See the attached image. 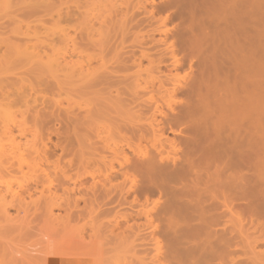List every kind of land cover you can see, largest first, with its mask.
Wrapping results in <instances>:
<instances>
[{"label": "bare ground", "instance_id": "obj_1", "mask_svg": "<svg viewBox=\"0 0 264 264\" xmlns=\"http://www.w3.org/2000/svg\"><path fill=\"white\" fill-rule=\"evenodd\" d=\"M7 1L8 0H6V2ZM20 1H22L23 10L19 14H22V16L25 18V20H22L23 22H25L26 19L36 18V20L33 21L34 23H41L47 26L49 24H47L48 22H46L47 20L44 18H49L48 21H51L52 23L55 22V25L56 27L58 26L57 28H59L58 30L60 33H57L59 35H52L53 38L57 36V38H55L56 40H54L52 37H49L51 36L50 33H44L35 30L37 34L32 32L33 34H31L33 36L31 35V38L25 34L26 38H29L27 40L25 39V36L19 35L22 38L24 37V41L19 45L12 46L11 41L9 43L7 42V45L2 43L7 48L9 46L8 44L13 47L10 49H14V51L7 50V54L5 55L7 57L8 53L11 55L13 52L12 58L9 56V59H12V62L13 58H16L14 54L17 53L20 55L21 52V55L25 53V57L23 56L22 58H25L24 60H28L31 56L29 57L26 54L28 53L27 51L31 49L33 57L30 59L38 58L41 63L47 65L50 63H55L54 65H56L55 67H57L58 72L64 74L65 78L71 79L75 84H78V86H82V84L92 87L99 85L101 86V84L106 83V81L109 80H113L112 82L115 83L121 82L122 84L126 85H129L133 82L131 87H122L123 89L130 88L129 91L127 90L128 92L121 91L117 88V95L115 97V99L125 106L130 112L129 120L126 122L124 121L115 127L117 133L119 135H123V141L126 142L124 147H127V150L124 149V147H119L117 144L114 146H106L104 144V150L100 151L97 149L100 153H94L95 156H98V158H96L97 156L95 157L97 160L94 159L95 161L92 166H90L91 162H89L90 165L85 164V167L84 165H82L83 167L78 165L79 168H77L79 173L76 172V179L78 178L79 182L80 177L84 176L85 174H89L90 171L93 172L90 174L92 175V182L90 183L91 185L89 184L90 186H84L88 188L82 192L85 194V196L82 194V197H85L86 201H84V203L86 205L90 204V206H97H94L93 211V208H90L89 212L91 211V214H89L87 211L89 206L86 208V210L84 209L86 206H82L85 211L83 210L84 212L80 213V216L84 217L83 214L88 212L87 215H91V217L93 214L92 218H95V221L96 218H98L97 215H99V218L100 216L101 218L103 217L106 219V222L109 220V216L112 218L114 216L115 218L112 220L110 217L112 222H107V226H104L106 222L103 223L105 220L102 218L104 221L101 222V226L104 230H108H106V233H104L102 232L104 230L101 231V223L99 222V225H96L98 222L95 223V221L91 220L92 218L89 217V221L91 220L90 223L92 222L95 225L92 226V228H94V232L91 229L93 232H91V234L98 236L100 235V232L98 234V231L100 230L102 232L101 234H105L104 236H101L104 237V240H102L104 245L106 238L109 239H107L108 241L106 240V244L110 241V246L107 244L109 248L104 247V245L103 248H106L105 250L108 251L110 250L112 255L111 257L109 256L110 258H108L107 255L111 254L109 253L110 251H106V253H104V251L103 257H107L106 259L103 258L105 259L103 261L108 262L110 259L108 262V264H110L113 263L114 260L116 262L117 259L118 262V259H121L119 258L120 256L122 258L124 257V259L120 261L122 263L125 261L124 264H211L215 262L214 260L219 259L220 256H216L218 253L216 254L214 252L213 240L216 239V236H220V242L222 243L224 240L223 237L226 236H224L225 234H223V236L221 235L222 233L228 232H223L224 229L226 230L225 227L227 224L234 223V225H236L238 223L241 226L242 223L249 222L253 223L254 225L255 222H258L261 218L263 192L262 159L264 148V54L262 52L263 46L261 40L263 34L261 28L263 26L262 21L264 18V7L262 4L253 0H232L228 2L221 1L218 3H213L211 0H167V2L159 8V11L166 12L170 9L175 11L177 10L175 13L176 15L178 14L177 18L180 20V24L178 25V29L171 32V34L177 38L181 51L185 53V60L184 62L181 60L180 63V59H176V52L174 50L170 51L169 49L171 47H167L165 51L168 52L165 53L164 51L165 54H162H167L169 57L171 56V63L166 65V69L164 71H162L161 67H156L155 70L157 69L161 71L160 74L162 75L151 77L149 73L154 72L152 65L155 62L150 60V67L144 68L142 62L143 59L141 60L140 57L137 61L131 59V65H128L127 62H122V65L116 67L113 64L108 66L106 62H103V58H100V60L103 61H101L102 63L96 67H93V62L91 63V61L85 63L78 61V63H73L71 59L73 57L75 58V56H80L81 59H84L82 56L83 49H85L87 45H90V42H88L89 44H83L85 37H83L84 35L82 31L79 30L80 28L78 29L75 26L77 23L76 16L77 14L80 16L81 14V6L76 4L75 9L74 7L72 8L70 4L73 3V0H54L55 2H53V0ZM98 1L101 2L100 0ZM109 1L112 3L111 0ZM112 1L115 2V0ZM1 3L3 2H0V4ZM116 4L117 2L115 5ZM113 5L114 3L112 4V8L110 6L109 9H106L110 10V12H116L117 9H114L113 7L117 6ZM10 7L11 6H9V8ZM6 8L8 9V7ZM13 9H16V6L13 7ZM106 9H102V11H105ZM111 9H114V11ZM6 11H4V13ZM125 11L126 10L122 12ZM101 14L103 13H100V15ZM115 15L117 18L119 14L115 13ZM101 16L102 20L104 16L107 15ZM95 18L96 21L99 20L98 16H95ZM127 18V15L123 14V17L120 20L123 19L122 21L127 23ZM98 22H95V24L91 25L92 27L89 25L92 30L96 28L94 25H96ZM100 22L101 28L107 29L108 31H105H107L108 34L111 31L115 32L116 27L113 25L117 24L119 21L115 20L114 17H110L109 19L105 17V19ZM62 24H65V26H61ZM88 24H90V22ZM35 25L37 26V24ZM71 25L76 27V36L74 35V37H70L69 29L74 28ZM140 26L141 25H139L138 28H141ZM113 27L115 30H113ZM28 30L31 31V29ZM38 30L41 29L38 28ZM96 31L99 30H93V32ZM101 31L100 34L104 32ZM83 32L85 33L86 31L84 30ZM41 33H43V35ZM39 34L42 35V37L39 38L48 37L46 39H39L37 37ZM44 34L48 35L45 36ZM34 35L37 38L36 42L33 41L35 38ZM104 35L106 36V34ZM55 41L66 43L65 49L61 48L63 49L62 52L61 49L59 51L60 53L55 51ZM94 41L95 40H93L91 44H94ZM97 42H100V40ZM144 51L141 53V57L150 58L147 51ZM31 52L29 51V53ZM26 57H28V59ZM22 58H20L19 61H24ZM11 61L10 67L8 66L9 68L12 67V64H14L13 67H15L17 65L16 63L18 62V59H16L17 62L14 61L12 64ZM162 62L163 61H161L159 64ZM20 64H22V62H20ZM3 65L5 64L3 63ZM1 66L2 65L0 64V67ZM185 66L189 67L190 72L184 77L185 79L182 82L175 80L176 77L173 72L184 68ZM4 69L5 68L2 70ZM13 70L14 69H12V71ZM53 71L55 72V70ZM131 72L133 73L129 74ZM143 73H146L147 76L143 77ZM19 74H16V76L18 77ZM23 74L26 75L25 73ZM7 77L10 78V75ZM1 78H3V80ZM1 78L0 108L2 105L4 108L6 105L7 108L8 106L10 107L12 105L14 100H12V97L9 99L8 91L10 90H7L11 86L10 83H12V80H6L7 78L2 76ZM129 80L133 81H131V83H126ZM7 82H9V84ZM18 88L15 90L17 93L18 90L20 91ZM17 93L13 94L16 96ZM19 95L20 94H18V97ZM16 102L17 104L19 103L18 101ZM13 106L16 107V105ZM18 107H20V105H18ZM2 108L0 109V112L3 110ZM12 108L13 107L10 108L11 111ZM86 108L84 109V113H86V116H84L85 118L90 114V112H92V107L89 106L88 109ZM18 109L15 110V112L18 111ZM11 113L8 111V114H6L5 117L7 118V115L8 117H11L9 116ZM17 113H20V111ZM72 114L74 115V113H71V115ZM14 117L16 116L14 115ZM6 118H4V121ZM1 119L0 122L2 121ZM8 122L5 121V123ZM1 124L0 131L4 129L3 132H0L2 136H9V134L11 135L13 133V130L10 126L4 125L2 122ZM167 129L175 134L173 138L167 136ZM97 135L100 134L97 133ZM0 138L2 142L7 140L10 141V143L7 141L2 144L0 142L1 175H3L4 172H6L7 175L11 170L14 171V169L15 172H18V170L23 167V164H26L25 166H27V164L30 162V159L31 162L28 164V166L31 165V163L34 164L33 162L35 161L32 162V158H43L44 160V157L46 156L47 159H49L47 156V152L49 150H47V152L45 151L48 146H46V148L41 147L40 149V146L38 147L35 143L37 147L33 144L35 147L32 146L31 148L32 143H30V146L27 147L28 149H25L29 150L30 148L33 152H31L32 154L37 153L34 154L32 158H30V156H32V154L29 155L30 150L28 152H24L22 151L24 149H22L23 145L20 146L13 144L16 138L14 139L12 136V138L10 137L5 141L2 139V137ZM7 143L9 145L11 144L8 148L5 145ZM24 154H26L28 157H26ZM36 155H38V157ZM24 157L26 158L24 159ZM15 158L18 160L17 163L12 162V159ZM90 161H92V159H90ZM38 162H36V164H38ZM46 162L49 163V160H46ZM46 162L43 161L42 163L46 164ZM42 163L40 164L42 165ZM34 166L35 164L33 166H29V170L31 168L33 169ZM86 167L88 169L90 168V171H87L88 169H86ZM23 169L24 167L22 170ZM2 170L5 171L3 172ZM22 170L20 171L21 173L24 172H22ZM13 171H11V173H13ZM61 171L64 173L63 170ZM35 178L34 180L37 182L34 185H36L38 188L41 183L39 188L43 187L45 184L44 183L42 186L43 180H37V177ZM59 179L62 182V178H58V181ZM71 180L70 182L72 185L74 182L75 184L78 183L77 180H72L73 182ZM30 182H32V179ZM48 182L46 183V187L49 188H47L48 191H45L44 187L43 190H40V192L42 191L41 193L38 192L39 190H36L37 188L35 189L36 191H34L41 194V197H39L40 195L38 194V196L37 193H35L36 197L38 196V200L35 199L36 202L33 201L35 203L34 209L37 211L35 218L41 220L40 218H42L44 212L45 215L47 214L48 216L49 214V216L52 218L55 216L53 215L55 209H59V212H61L63 209L65 214L66 211L75 209L73 210L74 214L76 215L77 213L78 215L79 211H81L80 209L82 208L78 209L79 202L77 199L79 197L75 198L76 200L72 198L73 201L70 202L72 197L70 196V192L72 189L70 190V188L67 186H69L71 183H69V185L67 182L62 183L64 186L59 185L60 181L58 182L59 184L57 183V186L59 185V187H61L60 189L58 187L59 190H61L62 187H67L63 189V192L69 196H66L68 197V200L66 199L62 202H59L60 196L53 194L54 192L50 189L52 186L49 187V184H51L52 181L49 184ZM0 186V202H2L0 204V210L2 214L1 212L0 214L3 217H6V219H1L4 222H7L3 223L5 226L8 224L11 225V223L6 221L9 215L12 216V214L9 212V209L15 207L14 202L18 201V207L17 205L15 207L17 210L16 212L19 213L20 211L24 213V211H21L20 205L24 204V200L26 198H22L24 195L22 196V193L19 194V191L17 190V192H15V190H13L12 186L10 187L9 184H7V187L2 186V184ZM29 186L30 185H28V187ZM28 187L27 189L30 191L31 188ZM21 190L24 192L25 189ZM72 191L75 193L74 189ZM44 192H46V194L49 192L50 195L47 194V196L49 195L47 197ZM80 192L81 191L79 190L77 194L79 195ZM64 194L61 195L64 196ZM6 196H11V199H9L11 202H5L8 199ZM28 196L30 197L27 192V195L24 197ZM63 196H61V199L65 198V196ZM86 196L89 197L88 200ZM29 197L28 200L31 199V197L30 199ZM82 199L84 200V198ZM28 200L26 199L27 203L25 204L27 205L25 207L29 205ZM43 200L47 208L43 202H40ZM42 203L44 205L43 207L46 208L45 211H42ZM124 206L128 207L125 212L120 209ZM41 207L42 214L39 213L41 212ZM53 207L55 209H53ZM76 210L78 211L76 212ZM95 210L100 211L96 212ZM94 213L99 214L95 215ZM69 214L71 215V220L76 218V216L73 217L74 214L72 215L71 212ZM103 214L109 215L108 220L106 218L107 216L104 217ZM112 214L114 215L112 216ZM18 215L16 222L21 220L22 224L26 223V217L24 220L23 216H28V213H24L20 219L19 217L21 215ZM37 215L39 216L38 218ZM45 215L43 217H45ZM47 216L46 218L49 217ZM57 216L58 217H54L55 219L52 218L53 220L49 222H54V220L57 221L55 223H57L58 226L55 227L61 228L60 231H64L65 226L67 228L69 224L71 226L72 221H69L70 223L67 221L70 220L69 216H66V218L64 217L66 220H63V218L59 217L58 213ZM60 218L61 221L59 224L58 222ZM135 218L137 219V222L141 218H143L144 221L142 223H137L135 222ZM8 219L11 220L10 222H13L12 218ZM15 219L16 218H13V220ZM121 219L122 221L126 220L127 222L124 221L123 223L125 224H122ZM129 219H133L132 221L135 223L132 224L131 222V225H128ZM39 220L38 224L39 222L43 221V219L41 221ZM30 221L31 220H29L28 223H30ZM63 221L66 222L63 223ZM74 221L75 220H73V222ZM49 222H43V225H46V227L53 226L54 223L52 222L53 224L51 223L50 225ZM61 222L64 225L68 223V225L62 226ZM28 223H26V225H29ZM0 224L3 225L2 222ZM1 225L0 230L3 228ZM26 225L24 224L25 227ZM220 225L225 226L222 228L223 231L216 230V227ZM30 226L31 225L27 226L28 228H26L30 229L32 227ZM83 226L84 225H81V229L85 228V226ZM25 227H22V230H24L23 228ZM46 227L44 226V228ZM75 227L76 226L70 227V234L77 233L78 228ZM95 227L97 229H95ZM11 228L12 227L10 226L9 230H11ZM17 228L19 229V227ZM52 228L54 229V227H51V229ZM58 228L55 229L58 231L56 234H58L59 237L60 234ZM72 229H75L76 231L74 232ZM78 232L81 234L79 229ZM27 233L21 236L26 237ZM32 233L37 234V232L35 233L34 231H32ZM17 234H19V230ZM51 234L49 237L45 236V238L48 240L46 245H44L45 247L43 246L48 250L50 246L49 239L54 238V235L51 236ZM80 234L79 238H81ZM94 235V239L91 238L92 236H87L88 239H86L96 240L97 238ZM34 236L36 237L38 235ZM58 237L54 239L57 240L59 239ZM160 237L163 239L165 238L166 244L162 243ZM28 238L27 241H25L26 243H29L30 241V238ZM83 238L85 239V236ZM83 238L81 239L84 240ZM72 239L73 238L71 237V240ZM30 242L33 243L34 240ZM35 242L37 243V241ZM35 242L34 244H36ZM34 244L31 246L35 247ZM43 244L45 243L43 242ZM219 245L215 246L219 247ZM31 246H29V248ZM36 247H38V245ZM36 247L34 248V253L39 252L36 251ZM222 248L223 247H221V249ZM42 249L41 252H43L45 256V254L48 252L44 253V249ZM216 250L218 252V249ZM21 253L24 257V252ZM1 255L4 254L1 253ZM12 255L13 253L11 256ZM15 255L16 257L18 256V254ZM6 256H8V254ZM14 257L10 259L9 262H12L13 264H24V262H22L24 259L19 257L17 259ZM28 257L25 256L24 258ZM34 259L37 260V258ZM30 261L33 262L34 260L31 259ZM35 261L33 263L37 264ZM43 261H47L46 264H48V260ZM43 261L39 262L43 264ZM4 262L9 264L8 261Z\"/></svg>", "mask_w": 264, "mask_h": 264}, {"label": "rangeland", "instance_id": "obj_2", "mask_svg": "<svg viewBox=\"0 0 264 264\" xmlns=\"http://www.w3.org/2000/svg\"><path fill=\"white\" fill-rule=\"evenodd\" d=\"M55 1H57V0H55ZM55 1L53 0V2H55ZM100 1L101 2H99L98 0H73V3L70 4V6H72V8L74 7V9H75L76 4L81 6V10H80L81 14H80V16L77 14V16H76L77 23H76V25L74 24L75 22L73 24L78 29L80 28L79 30L82 31V33L84 35L83 37H85V39H84L85 41L83 42V44L84 43L89 44L88 42H90V45H87V47L85 49H83V55L82 56L84 59H81L80 56H75V58L73 57L71 59V61L73 63H78V61H81L83 63L91 61V63L93 62L92 63L93 67L94 66L96 67L102 63L101 61L104 60L103 62H106L108 66H111L113 64L116 67V66L122 65L123 64L122 62H127L128 65H131L132 64L131 59L137 61V60H139V57H140L141 60L143 59L142 62H143L144 68L150 67L149 66L150 60H153L155 62L152 65L153 66L152 69L154 72L149 73V75L151 77L152 76L157 77V76H161L162 74H160L161 71H159L157 69L155 70V68L161 67L162 71H164L166 69L165 68L166 65L171 63V61H170L171 56L169 57V56H167V54L166 55L162 54L167 49V47H171L169 49L170 51L174 50L176 52L175 53L176 59L177 58H178V60L180 59L179 60L180 63H181V60H183L182 62H184L185 53L183 51H181L177 38L172 36V34H171V32L178 29V27H179L178 25L180 24V22H179L180 20L177 18L178 14L176 15V13H175V12H177V10L175 11L173 9H170L166 12L165 11H163V12L159 11L160 10L159 8L162 7L167 2V0H153V1L152 0H115V2H113L111 0L112 3H110L109 0H100ZM108 1H109V3H108ZM221 1L222 2H228V1H232V0H219V1L218 0H211V2H213V3H218ZM253 1L260 2V4H262V6L264 7V0H253ZM0 2H3L0 4V19H1V21H0V48H1L0 49V64L2 65L1 67L5 68L4 70H2L3 68L0 67V71H1L0 72V78L2 76L4 78H7L6 80L11 79L12 83L14 81L13 84L10 83L11 84L10 87L8 85L9 88L7 90H10V91L13 90L12 92L8 91V93H9V99H11L10 97H12V100L14 99L13 103H15V104H13L11 102L12 105L10 107L8 106L9 108L8 107L6 108V105H5L6 110L2 105L3 108L2 107L1 108L4 111L2 110L0 112V117L2 118V119L1 118L0 119L2 120L1 122L4 123V125H8L12 128L13 133L11 135L9 134V136L11 138L13 136L14 139L16 138V140H15L16 143L13 142V144L20 145V146L23 145L22 149L23 148L24 149L22 151L28 152L30 150L29 155H31L33 153L31 151V149L29 148V150H26V149H28L27 147L30 146V143H32L31 148H32V146H34V145L36 146V144H37L38 147L40 146L39 147L40 149H41V147L46 148V146H48L45 149V151L47 152V150H49L47 152V154H48L47 156L49 159H47L46 156L44 157V160H43V158L42 159L36 158L38 160L32 158L34 156V154H37V153H34V154H32V156H30V158H32V162L35 161V162H33L35 164L33 169L31 168L29 170V168H28L29 166L34 165L31 163V165L28 166V164H30V162H31V159H30L29 160L30 162L27 164V166H25L26 164H23V167H24L23 170H22L23 167L20 170H18V172L17 171L15 172V169H14V171L11 170V171H13V173H11V171H10V173L7 175H6V172H4L5 170H2L4 172L3 175H1L2 172H0L1 173L0 174V183L2 184V186L7 187V184H9L10 187L12 186V188H13V190H15V192L19 191V194L22 193L21 194L22 196L23 195L26 196L27 192L30 195L31 199L28 196L30 200H28V197H24V196L22 197L24 199L26 198L29 201L28 202L29 205L27 207H25L27 205V204H25V203H27V201L25 199L24 204L20 205V207H21V211H24V213H26V214L28 213V216L24 215L23 219L25 220V217H26V223H28L29 220H31L30 223H28V224L32 226V227L30 226L32 229L31 228L27 229L28 228L27 226H29V225H26V223H24V224L26 225L27 228L24 226V224L21 223V220H18L16 222L17 215L18 214L21 215L19 217V219H20V218H22V215L24 214L23 212H20V211H19V213L16 212L17 210L15 209V207H16V205L18 207V201L14 202L15 207L11 206L12 210L9 209V207H8L10 214H12V216H10L8 213V215H9L8 218H12V221H13V222H10L11 220L7 218L6 221H8V223H11V225L10 224L6 225L8 228L3 224V223H7V222H4L2 220L3 218L6 219V217H3L1 215L2 212L0 210V212H1L0 223L2 222V224L4 225L3 226L0 224L1 227H3L2 230H0V259L9 262V260L12 259L14 256L16 257L15 254H18V256L16 258L18 259V257H19L21 259H24L22 261V262H24V264H34L33 262L36 260L34 258H37L38 261L37 260L35 261V263H37V264L38 263L41 264L39 261L42 262L43 260H48V264H104V263L108 264V262L110 261V259L108 260V258L111 257L112 253L110 250H109L110 251L109 252L108 250H105L106 248L105 249L103 248L104 242L102 240H104V237H101V236L105 235L104 233H106V230H107V229L104 230L102 228L101 222H103L105 220L103 222V223H105L106 219H104L102 217L104 219L103 220L100 216V218L102 219L101 220L99 218V215H97L98 218H96V221H95L94 220L95 218H92L93 214H92V217H91V215H87L90 208L91 209L93 208L92 211L94 210L95 205H93V206L92 205L90 206V204L86 205L84 203V201H86V199H85V197H82L83 196L82 194H84L82 192L84 190H87V188H88V187H84V186L85 185L86 186L91 185L90 183L92 182V177H91L92 175H90V174L93 172L90 171V168L88 169L86 167V169H88L87 171H90V173L85 174L84 176L80 177V182L78 181L79 180L78 178L76 179V175H77V173H79L78 168L80 165H81V167H83L82 165H84V167H85V164L87 165V164H89V162H91V165L90 164L89 165L92 166V164L95 161L94 159L98 158V156L96 155L97 156L96 157L94 153L98 154V153H100L99 150L100 151L104 150V147H105V146H103L104 144L106 146L107 145L108 146L109 145L114 146L115 144H117L119 147H124L126 145V142L123 141V135H119L117 133V131L115 130V127L117 125H119L120 123H122L124 121L126 122L127 120H129L130 112L128 111V109L125 106H123L118 100H116L115 97L117 95L116 94L117 88L120 89L121 91L128 92L130 88H127V89H123V88L131 87V85H133V82L131 83V81H133V80H129L130 82L129 81L126 82V83H131L129 85L128 84L127 85L122 84L121 82L115 83V82H112L113 80H109V81H106V83L101 84V86L99 85V86H95V87L93 86L92 87L89 85L86 86L84 84H82V86L81 85L78 86V84H75L71 79L65 78L64 74H62L61 72H58L57 67H55L56 65H54L55 63H50L49 65H47V64L41 63L38 58L37 59H35V58L30 59L31 57H33L31 49L29 50L31 53H29V51H27L28 53L26 52L27 53L26 55H28L29 57L31 56L29 59H28V57H26L28 60H24L25 58L24 59L22 58L23 56L25 57V55H24L25 53H23L21 55V53H22L21 52L20 53L21 57L17 53L14 54L16 56V58H13V62H12L11 61L12 59L10 60L9 56L12 58L13 52L11 53V51H14V49L11 50L10 48H13V47H11V45L12 46L13 45L14 46L19 45L24 41L23 40L24 37L22 38L20 36H25V34H27L26 36H28V37L30 36V38H31L33 36L32 35L33 33L37 34L36 31H40V32H44V33L45 32L50 33L51 36H49V37H52V35H56L57 33H60V31L58 30L59 28H57L58 26L56 27L55 22L52 23L51 21L50 22L48 21L49 18H44L45 20H47L46 21V22H48L47 24H49L47 26L43 25L41 23H34L33 21H35L36 18L35 19L34 18L26 19V21L23 22L22 20L23 19L25 20V18L22 16V14H19L23 10L22 1H20V0H13V2H12V0H8L7 2H6V0H0ZM4 2H6V3H4ZM116 2L119 5V7L117 4L115 5ZM113 3H114L113 6H117V7H113V8L114 9L116 8L119 11L118 12L116 10V12H115L114 9L113 10L111 9L116 14H119L117 18H116V15L114 12H110V10H108L110 6L112 8ZM2 4H3V6H2ZM9 6H11V7L9 8ZM15 6H16L17 10L13 9V7H15ZM18 6H20V7H18ZM120 6H121V8H120ZM6 7H8V9ZM100 7H101V9H100ZM5 8L7 9V11ZM106 8H108V9H106ZM1 9H2V11H1ZM102 9H106V10L102 11ZM124 10H126L127 12L126 11L122 12ZM4 11H6L7 13L6 12L4 13ZM106 11H108V12H106ZM120 12H122V13H120ZM145 12H146V14H145ZM100 13H103L101 15H107V16H104V18L102 20H104L105 17L108 19L110 17H114L115 20L119 21V22H117V24L113 25L114 27H116V30L113 27V30H115V32L111 31L107 34L108 30L104 29V28H103L104 29L103 30L101 28V26H100L101 22L100 21H102L101 20L102 16L100 15ZM110 13H112V14H110ZM123 14H126L128 17L127 23L125 21H124L125 22L124 23L122 21L123 19L120 20L123 17ZM12 15H14V16H12ZM95 16H98L99 20L98 19L97 20L100 23L95 20L96 19ZM89 22H90V24H88ZM95 22H98V23H96V25H94V26H96V28H94L93 30L98 29L99 31L93 32V30L91 29V27H92L91 25L95 24ZM26 24L29 28L26 26ZM35 24H37V26ZM74 25H71L74 28L69 29L70 37H72V36L74 37V35L76 36V32H75L76 27ZM117 25H119V26H117ZM139 25H141L140 26L141 28H138ZM262 25L263 26L261 29H262L263 34H262L261 40H262V46H263L262 52L264 54V18L262 21ZM44 26H45V28H44ZM61 26H65V24H62ZM88 26H89V28H88ZM35 27H37V28H35ZM38 28H40L41 30H38ZM46 28H47V30H46ZM28 29H31V31ZM83 29L86 31L85 33L83 32L84 31ZM111 29H112V26H111ZM105 30H107V31H105ZM100 31L101 32L104 31V32L102 34H100ZM87 33H88V36H87ZM41 34L43 35V33H41ZM104 34H106V36ZM39 35H37L38 38L42 37V35H40V36ZM44 35L46 36L48 34H44ZM57 35H59V34H57ZM26 36H25V39L26 40L29 39V38H26ZM89 36H91V37H89ZM35 38H36V36H35ZM35 38L33 40L34 42L37 41V38L36 39ZM46 38H39V39H46ZM55 38H57V36H55L53 39L56 40ZM93 40H95L96 42L94 41V44H91V42ZM99 40H100V42H97ZM10 41L13 44L12 43H11V45L8 44L9 46L7 48L5 45H7V42L9 43ZM59 41H55V43H54L55 48L57 49V50L55 49V51H57V53H60L59 52L60 49L61 48L65 49V46H66V43H64V42L61 43ZM63 41H64V39H63ZM2 43L5 45H3ZM3 49H5V50H3ZM7 50H11L10 51L11 55L8 53V56L6 57L5 55L7 54L6 53ZM62 50L63 49H61V52H62ZM142 50L143 51L145 50L144 52L147 51L150 58H148V57L142 58L141 57V53L143 52ZM166 52H168V51H165V53ZM51 53H49V54H51ZM168 55H170V54H168ZM15 56H13V57H15ZM3 57H4V60H3ZM20 58H22L24 61H21V60L19 61ZM100 58H103V60H100ZM8 59H9V62H8L9 65L7 64ZM16 59H18V62L16 61ZM10 61H11V64L14 63V61L17 62L16 63L17 65L15 64L16 66L13 67L14 64H12L11 65L12 67L9 68L10 67ZM32 61H34V62H32ZM161 61H163L164 63L162 62L161 64H159ZM20 62H22V64H20ZM3 63L5 65H3ZM54 68H56V69H54ZM12 69H14V70L12 71ZM53 70H55V72H58V73H55ZM2 71H3V74H2ZM189 72H190L189 67L185 66L184 68H181V69L173 72V74L176 77L175 80L182 82L185 79L184 77ZM19 73L20 74L22 73V74L20 75ZM23 73H25L26 75H29V76H26ZM132 73L133 72H131L129 74H132ZM16 74H19V76H18L19 78L16 76ZM9 75H10V78L7 77ZM146 76H147L146 73H143V77H146ZM1 79L3 80V78H1ZM19 79H21L22 81ZM9 82H7V83L9 84ZM12 86L14 89L12 88ZM15 87L16 88L19 87L18 89H20V91L18 90V93H17V91L15 92V90H16ZM13 93H17V95H16L17 97ZM18 94H20L19 97H18ZM9 101H11V100H9ZM16 101H18L19 103L21 102V103L17 104ZM263 102H264V98H263ZM13 105H16V107ZM18 105H20V107H18ZM86 106H87V108H86ZM89 106L92 107L91 108L92 112H90V114L88 113L89 115H87V117L85 118L84 116H86L85 115L86 113H84V109L85 108L88 109ZM11 107H13L12 111L10 109ZM17 109H18V111L15 112V110H17ZM8 111H9V113H11V112L12 113H11V115H9L11 117H8V115H7V118H8V120H7V118L5 116H6V114H8ZM19 111H20V113H17ZM1 113H2V115H1ZM4 113H5V115H4ZM71 113H74V115L73 114L71 115ZM14 115L16 117H14ZM4 118H6L5 121H7V122L9 121V122L5 123ZM1 122H0V124H1ZM1 126H2V124H1ZM3 131H4V129H2L0 132H3ZM97 133L100 135H97ZM166 134L170 138H173L175 136V134L172 133L169 129H167ZM9 136L8 135L2 136L0 134V137H2V139L4 141L7 140L8 138H10ZM7 141H5V142H7ZM0 142H1V144L5 143V142H2L1 138H0ZM8 143H10V141H8ZM7 144H5L6 147L7 148L10 147L11 144L10 145L8 144L9 146ZM97 149H99V150H97ZM124 149L127 150V147H124ZM22 151H20V152H22ZM65 151H66V153H65ZM24 152H22V153H24ZM24 155H26V154H24ZM36 156L38 157V155H36ZM26 157H28V156L26 155ZM26 157H24V159ZM45 159L47 161L49 160V163L46 162ZM90 159H92V161H90ZM16 160H17V158L12 159V162L17 163L18 160L17 161ZM42 160L45 161L46 164L42 163L43 162ZM86 160L87 161L89 160V161L87 162ZM26 161H27V159H26ZM36 162H38V164H36ZM40 163H42V165ZM21 170H22V172L23 171L24 172L21 173L20 172ZM61 170H63L64 173ZM14 173H18V174H14ZM85 173H88V172H85ZM40 176H41V178H40ZM35 177H37V180L38 179L43 180L42 186L44 183L46 184L48 181H49L48 184L51 183V181H52V183H54V184L51 183L52 185L49 184V187L50 186L53 187V188L50 187L51 191L54 192L53 194H57V196L58 195L60 196L59 199L61 201L59 200V202H62L66 199L68 200V197H69L67 194H64L63 189H65L67 187H69L70 190L74 189L75 193L72 190L70 192L71 193L70 196H72L70 199V202L73 201L72 198H74V200H76L75 198L79 197L77 199L79 202V208L78 209H80V208H82V209H80L81 211H79L78 215H77V213H76V215L74 214L73 210H75V209H72L71 211H66V214H67L66 215L65 211L63 209H62V211L64 213L61 210H60L61 212H59L58 211L59 209L57 210L54 207H53V209H55V210H54L53 215H55L54 217H58L57 216V213H58L59 217L63 218V220H66L65 218H66V216L70 215L69 214L70 212L72 215L74 214L73 217L76 216V218H74L73 220H75V221L73 222V220H71L72 219L71 215L69 216L70 220H67V221H68V223H70L69 221H72L71 226H76L75 228H78L79 231H81V234H80V232H78V229H77V233L70 234L69 233L71 231L70 230L71 229L70 224L69 225H68V223L65 224V225H68L66 228V226L64 224H62V222H61L62 226H65L64 231H65V233L68 234V236H67V234H65L63 230L60 231L61 228L55 227V226H58L57 223H55L57 221H55V220H54V222L52 221L55 225L52 222H49V221L53 220L52 218H54V217L51 218V216H49V214H48V216H49L48 217L47 214L45 215V212L43 213L45 215V217H43L44 215H42V218H40L41 220L43 219V221L35 218V216L37 214L36 209H34V207H35L34 202H36L35 199L38 200L37 197L39 195H40L39 197H41L40 193L42 191L40 192V190L41 189L43 190V187H44L45 191L46 190L48 191V189H49L48 187H46L47 184L46 185L44 184L43 187L39 188L41 186V183H40V186L37 188V186L34 185L37 182L36 180H34ZM58 178H62V182L59 179L60 184L58 183L59 182ZM31 179H32V182H30ZM44 179H46V180H44ZM63 179H64V181H63ZM71 179L73 181L77 180L78 183L75 184V182H74L75 185L73 184L74 185L73 186L72 183L70 182ZM28 181L30 182V184ZM66 182L68 185H69V183H71V184L69 186H67L65 184L67 187H62V189H61L62 191L59 190L61 188V187H59V185L64 186V185H62V183H66ZM57 183L59 184L58 186H57ZM28 185H30V186L28 187ZM20 186H21V188H20ZM54 186H55V188H54ZM27 187L31 188V190H30L31 192L28 191ZM58 187H59V189H58ZM77 187L78 188L80 187V188L78 189ZM82 187H84V188H82ZM21 189H23V190L25 189L24 192H22ZM35 189L39 190L38 192H40V193L34 192V191H36ZM79 190L81 191L80 192L81 194L79 193V195H78L77 193L79 192ZM60 191L63 193H61ZM262 191L263 192H262L261 218L258 222H255L254 225H253V223L244 222L241 224V226H240V224L235 223L237 225V227H236V225H234V223H229V224H227L226 227L223 225L222 226L220 225L221 227L220 226L216 227V230H218V231H223L222 228L225 227L226 230L224 229L223 232H226V231H228V232L222 233L221 236H223V234H225L224 236H226V237H223L224 238V240L222 239L223 241L221 240L222 243L220 242V236L219 237L216 236L215 240L212 239L213 243H214V252L216 254L218 253L216 255L217 257L218 256H220V257H219V259L214 260L215 262H213L211 264H264V148H263V159H262ZM35 193H37V195L38 194L39 195L36 197ZM44 194H46V192H44ZM47 194L50 195L49 192H47ZM47 194H46V196H47ZM61 194H64L65 198L61 199L62 198L61 196H63ZM66 196H68V197H66ZM80 196L82 198H84V200ZM84 196H85V194H84ZM6 197L8 199L6 198L7 200L5 202L8 203L7 201H10L9 199H11L10 198L11 196L10 197L6 196ZM32 199H34V200H32ZM88 199H89V197H87V200ZM40 202L44 203V200L40 201ZM65 202H67V201H65ZM1 203L2 202H0V204ZM43 203H42V207L45 205V203H44V205H43ZM36 204H38V203H36ZM38 205H37V207H38ZM82 206L83 207L86 206L84 208L85 210L89 206V208H87L88 212L83 214L84 217L80 216V213L85 211ZM42 207H41V209L39 208L40 211L42 210ZM45 207H46V205H45ZM45 207H43L42 211L46 210L47 207L46 208ZM95 207H97V206H95ZM56 208H58V207H56ZM120 209H122L123 212H125L128 209V207L124 206V207H121ZM42 211L39 213L42 214ZM77 211L78 210H76V212ZM95 211L99 212L100 210H95ZM90 212H89V214H91ZM29 213H30V215H29ZM41 214H40V217H41ZM96 214H99V213H96ZM38 215H37V218L39 217ZM86 215L88 218L86 217ZM113 215L114 214H112V216ZM46 216L48 218H46ZM103 216L104 217L107 216L106 218L108 220L109 215L103 214ZM81 217L82 218L86 217L87 219L85 218L86 219L85 220V219H82ZM89 217L92 218L91 220H94L95 223L98 222V224H96V225H99V222L101 223L100 224V226L102 228L101 231L104 230V231H102L104 233L101 234L102 232L99 230L98 231V234L100 232V235H98L99 237L94 235V234H91L92 231L94 232V230H93L94 228H92V226H95V225L92 222L90 223L91 220L89 221ZM110 217L111 216H109L110 221L109 220L107 221L108 223L112 222V220L115 219L114 216H113L114 219L111 217L112 220L110 219ZM13 218H16V219L13 220ZM61 218L58 222L59 224H60ZM76 219H77V221H76ZM79 219H80V221H79ZM38 220L41 221V222H39V224H38ZM132 220L129 219L128 225H131V222H132V224L137 222V219L135 222H133ZM124 221L127 222L126 220L122 221V219H121L122 224H125V223H123ZM143 221H144L143 218L138 220L139 223H142ZM34 222L35 223L37 222L36 226H35ZM43 222L44 223L49 222L50 225L52 223L53 226H50V227L47 226L48 229L46 230L47 227H46V225H43L44 224ZM64 222H66V221H63V223ZM107 222H106V224H104V226L108 225ZM129 222H130V224H129ZM79 223H80V225H79ZM12 224H14V225H12ZM21 225H23V226H21ZM40 225H41V227H40ZM81 225L85 226L84 229L82 228L83 231L81 229ZM10 226L12 227L11 230H9ZM44 226L46 228H44ZM79 226H80V228H79ZM17 227H19V229ZM22 227H25V228H23L24 230H22ZM51 227H54V229L55 228L59 229V234H60L59 237H58V234H56V233H58V231H56V229L54 230L53 228L51 229ZM68 227H69V229H68ZM96 227H95V229L98 228V227L97 228ZM67 229H68V232H67ZM91 229H92V231H91ZM18 230H19L20 236H19V234H17ZM44 230H45V232H44ZM230 230L232 231V233ZM32 231H34L35 233L37 232V234L32 233ZM73 231L75 232L76 230L74 229ZM82 232H83V234H82ZM13 233H16V234H13ZM26 233H27L26 237L27 238L29 237L30 241L34 240V242L37 241V243L36 242H35L36 244H34V242L31 243L29 240H28L29 243H26L25 241H27V238L25 236H21V235H24ZM84 233H85V235H84ZM88 233L91 235H89ZM50 234H51V236L54 235L53 236L54 238L58 237L59 239H57V240H55L54 238L49 239L50 240V246H49V250H48V249L44 248L45 247L44 245H46V242L48 240L45 238V236L49 237ZM62 234H64L65 236ZM69 234H70V236H69ZM79 234H80L81 238H83L85 236V239L84 238L83 239L86 242L84 240H82L81 238H79ZM34 235H38V236L35 237ZM73 235H74V237L75 236L76 237L74 238ZM81 235L82 236L84 235V236L82 237ZM93 235L96 236V238L98 240L97 239L92 240V239H94ZM87 236H92L91 237L92 239L91 240L89 239L90 241L87 240L88 239ZM71 237L73 238L72 240H71ZM100 237H101V239H100ZM160 238H161L160 240L164 244L165 238L164 239L162 237H160ZM107 239L108 238L105 239L104 247L110 246L109 245L110 241H109V243H107L108 246L106 244V242L109 240V239L108 240ZM217 241H219V242H217ZM43 242L45 244H43ZM27 244L29 246L34 244L35 247L38 245V247H36V251H39V252L34 253L35 247L31 246L29 248V246ZM215 245H219V247H216ZM221 247H223V248L221 249ZM24 248L26 251L24 250ZM1 249L3 252L1 251ZM41 249L44 251V253L45 252H48V253H46L44 256L43 252H41ZM45 249H46V251H45ZM216 249H218V252ZM18 251H20V252H18ZM106 251L111 253V254L107 255L108 256V258H107L108 262L103 261L107 257V256L103 257L104 256L103 252L106 253ZM21 252H24V257L29 256L31 258L32 255H36V256H32V258H31L34 261L31 262L30 261L31 259L29 257L24 258L22 256ZM108 252H107V254H108ZM1 253L4 255H1ZM12 253H13V255L11 256ZM7 254H8V256H6ZM39 255H41V256H39ZM6 257L7 258L9 257V258L7 259ZM103 258H105V259H103ZM119 258H121V259H118L119 263L117 262V259L115 258L116 262L114 260L113 263H110V264H114V262H115V264L116 263L117 264H124L125 261H123V263L120 262L122 259H124V257L122 258L119 256ZM27 259H30V260H27ZM2 260H0V264H3V263L6 264L7 263V262L5 263ZM11 263L12 262H9V264H11ZM46 263H47V261H43V264H46Z\"/></svg>", "mask_w": 264, "mask_h": 264}]
</instances>
